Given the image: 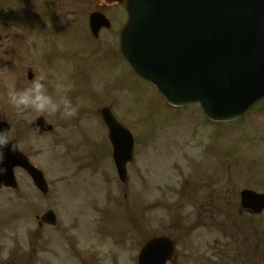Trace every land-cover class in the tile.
<instances>
[{
    "label": "rangeland",
    "instance_id": "rangeland-1",
    "mask_svg": "<svg viewBox=\"0 0 264 264\" xmlns=\"http://www.w3.org/2000/svg\"><path fill=\"white\" fill-rule=\"evenodd\" d=\"M26 4L24 0H0V11L3 13L4 9L3 15L18 28L23 25L32 28L38 22V12L30 9L36 16L26 10ZM112 62L100 52L89 62L77 64L74 85L86 92L84 97L74 94L69 100L78 110L87 108L85 99L93 100L89 106L96 119L97 109L117 99L116 116L135 136L134 158L127 166L126 186L118 183L111 158L100 154V148H96L101 145L102 130L94 119L89 120L87 126L77 128L67 120L65 126L58 124L54 133L45 135H38L34 127L22 131L14 126L12 134L22 132L30 148L39 152L40 166L46 170L47 180L52 184H68L76 174L70 182L77 190L73 212H77L78 219H86L88 232L92 225L84 247H93L100 256L104 254L105 264H136L141 246L151 238L174 237L178 246H183L184 239L171 219L205 212L187 204L183 181L188 180V186L192 187L193 183L199 185L202 176L216 177L220 180L217 186L228 185L227 197L232 199L245 189L261 187L259 191H264V101L240 122L210 125L197 107L178 110L167 107L158 94L137 81L124 65ZM4 72L0 71V83L5 89L8 78ZM119 86L124 89L123 96L109 97L110 92L120 90ZM53 98L59 103L58 97ZM6 100L7 97L4 101L0 99V118L7 117ZM81 102L83 107H80ZM199 134L205 139L201 157L192 152L191 144L186 145L189 136L194 138ZM83 152L85 159H82ZM218 160L221 167L216 166ZM5 195L0 192V198ZM223 208L219 207L218 219H227L229 215ZM16 211L12 214L16 215ZM233 219L243 218L241 215ZM97 221L104 234L102 241L97 239ZM255 221L264 226V213ZM241 241L231 247L244 248ZM185 254L184 248L178 252V264H187L183 259ZM261 255L253 256L254 259L251 255L247 259L243 254L236 256L235 264H264V254Z\"/></svg>",
    "mask_w": 264,
    "mask_h": 264
},
{
    "label": "flooded vegetation",
    "instance_id": "flooded-vegetation-1",
    "mask_svg": "<svg viewBox=\"0 0 264 264\" xmlns=\"http://www.w3.org/2000/svg\"><path fill=\"white\" fill-rule=\"evenodd\" d=\"M26 2V10L32 12L30 9L34 8L38 12L39 19L34 27L23 25L21 29H13L8 16L0 17V69L5 71L8 78L5 89L2 87L4 84L0 83L2 101L11 91L26 86V81L34 76L44 77L47 92L52 97L71 99L73 93L66 90L64 94V88L60 89V86L71 84L77 64L89 62L100 52L110 61L118 60L124 64L119 56V35L125 16L122 0ZM93 13L102 14L109 22V25L97 28L94 37L88 26L89 16ZM119 88L118 94L122 91ZM113 94L110 92V95ZM111 102V110L115 111L117 99ZM91 114V111L77 110L71 118L62 116V112L49 115L29 111L17 115L8 106L5 121L9 125V137L17 150L29 166L41 172L45 178L39 152L30 148L22 132L15 134L14 131L15 135L12 134V127L22 128L23 131L39 119L55 127L62 117L64 121L69 120L72 125L81 127L86 125ZM97 121L102 124L101 120ZM107 142L104 141V149L109 154ZM202 143L195 142L194 146L201 149ZM200 149L199 156L202 155ZM10 154L13 160L6 162V166L18 165L19 159ZM13 171L15 186L0 187V192L6 193L5 197L0 198V264H105L104 254L100 256L93 247H84V240L89 239L90 231L86 233V219H78L77 212H73L72 203H77L76 187L48 182V190L43 193L24 169L16 166ZM201 178L199 185L191 187L187 181L184 185L185 195L191 193V202L186 198L187 204L196 205L198 211L203 209L205 212L174 219L178 234L184 239L183 246L179 247L174 237H170L175 245L174 264H178V252L182 248L186 251L183 259L187 264H235L236 256L243 254L247 259L249 255L255 257L264 254V226L255 221L260 215L241 210L240 193L233 199L228 198V185L217 186L220 180L216 177ZM220 206L229 212L231 218H234V214L242 215L243 219H218ZM12 211H16V215ZM47 212L52 218L45 215ZM18 213L20 217H17ZM15 226H20L21 231H14ZM79 229L81 231L77 232ZM239 240H242L244 248L231 247L233 243L237 245Z\"/></svg>",
    "mask_w": 264,
    "mask_h": 264
},
{
    "label": "water",
    "instance_id": "water-1",
    "mask_svg": "<svg viewBox=\"0 0 264 264\" xmlns=\"http://www.w3.org/2000/svg\"><path fill=\"white\" fill-rule=\"evenodd\" d=\"M125 10L121 54L169 104H199L208 118L224 122L264 99V0H126ZM111 127L121 139L115 158L124 183L132 140ZM4 177L13 179L11 170ZM241 203L262 210L264 196L244 192ZM172 252L167 240H151L138 264H164Z\"/></svg>",
    "mask_w": 264,
    "mask_h": 264
},
{
    "label": "clouds",
    "instance_id": "clouds-1",
    "mask_svg": "<svg viewBox=\"0 0 264 264\" xmlns=\"http://www.w3.org/2000/svg\"><path fill=\"white\" fill-rule=\"evenodd\" d=\"M6 103L14 114L21 115L29 111L35 113H47L53 115L62 111L65 118L74 117L77 106L66 97H62L57 103L47 92V86L43 76H34L26 81V86L19 90L11 91ZM16 145L12 142L6 128H0V176L7 172L6 161L9 153H15Z\"/></svg>",
    "mask_w": 264,
    "mask_h": 264
}]
</instances>
